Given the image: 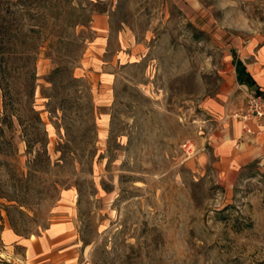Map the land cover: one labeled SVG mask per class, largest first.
Returning a JSON list of instances; mask_svg holds the SVG:
<instances>
[{
  "label": "rangeland",
  "instance_id": "rangeland-1",
  "mask_svg": "<svg viewBox=\"0 0 264 264\" xmlns=\"http://www.w3.org/2000/svg\"><path fill=\"white\" fill-rule=\"evenodd\" d=\"M241 58L264 0H0V264H264V173L205 155Z\"/></svg>",
  "mask_w": 264,
  "mask_h": 264
},
{
  "label": "crops",
  "instance_id": "crops-1",
  "mask_svg": "<svg viewBox=\"0 0 264 264\" xmlns=\"http://www.w3.org/2000/svg\"><path fill=\"white\" fill-rule=\"evenodd\" d=\"M240 60L246 72L255 81L253 86L246 87L264 91L258 75L250 71L242 58ZM237 74L236 60L235 78L239 83ZM216 121L220 129L210 137L205 155H214V164L219 173H264V118L252 119L245 125L236 116L221 114ZM64 226L63 223H57L52 225L43 237L28 239L25 243L28 257L33 261L46 260V264L73 263L74 259L69 258L72 257V249L62 245L66 238ZM59 258L63 260L57 262Z\"/></svg>",
  "mask_w": 264,
  "mask_h": 264
},
{
  "label": "built area",
  "instance_id": "built-area-1",
  "mask_svg": "<svg viewBox=\"0 0 264 264\" xmlns=\"http://www.w3.org/2000/svg\"><path fill=\"white\" fill-rule=\"evenodd\" d=\"M246 88L247 102L238 108L235 116L245 125L252 119L264 118V91Z\"/></svg>",
  "mask_w": 264,
  "mask_h": 264
},
{
  "label": "trees",
  "instance_id": "trees-1",
  "mask_svg": "<svg viewBox=\"0 0 264 264\" xmlns=\"http://www.w3.org/2000/svg\"><path fill=\"white\" fill-rule=\"evenodd\" d=\"M237 77L238 82L241 84H248L249 86H253L255 81L252 79L249 73L246 72L245 67L241 60H237Z\"/></svg>",
  "mask_w": 264,
  "mask_h": 264
}]
</instances>
